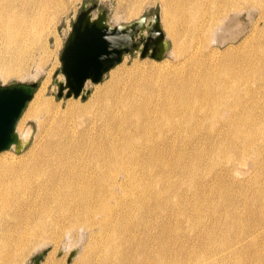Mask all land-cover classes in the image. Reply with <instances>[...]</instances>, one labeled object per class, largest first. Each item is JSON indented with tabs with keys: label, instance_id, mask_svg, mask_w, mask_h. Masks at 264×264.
<instances>
[{
	"label": "bare ground",
	"instance_id": "6f19581e",
	"mask_svg": "<svg viewBox=\"0 0 264 264\" xmlns=\"http://www.w3.org/2000/svg\"><path fill=\"white\" fill-rule=\"evenodd\" d=\"M143 1L130 0L129 14H137ZM67 2L0 0L1 73L20 71L16 62L5 64L15 60L12 49L32 35L36 40ZM158 2L167 35L229 42L218 62L212 68L196 63L184 71L115 74L91 103H72L70 110L85 126L78 136L30 147L25 157L12 152L23 149L31 132L17 121V141L0 151V264H19L29 247L46 239L53 252L70 228L88 231L93 239L79 264H264V183L255 176L264 174V87L253 86L264 72V0ZM254 7L257 19L233 45L244 30L238 13L252 16ZM47 81L41 80L26 107ZM41 105H47L43 98L31 103L27 115ZM207 117L215 124L204 136L200 129ZM228 150L238 158L252 154L251 195H231L220 183L227 202L220 203L224 219L204 226L189 243L191 234L182 233L181 225L190 230L201 225L203 210L218 214V199L209 196L214 185L204 183L202 163L212 166ZM220 177L225 175L213 176L216 185ZM241 197L245 205L235 210ZM159 207L167 212L160 218ZM224 231L229 237L222 235L218 244L216 235Z\"/></svg>",
	"mask_w": 264,
	"mask_h": 264
},
{
	"label": "rangeland",
	"instance_id": "374dc122",
	"mask_svg": "<svg viewBox=\"0 0 264 264\" xmlns=\"http://www.w3.org/2000/svg\"><path fill=\"white\" fill-rule=\"evenodd\" d=\"M130 3V0H68L66 5L67 7L60 14L58 13L54 20L46 23V27L40 32L36 40L31 34L32 36L27 37L26 43L24 45H21L19 48L16 47L12 49L11 52H15V60H13L12 57H8L9 59L5 64H13L14 62H16L19 65L18 69L20 71H13L8 73L0 72V83L5 84L15 80H37L40 83L42 79L46 77L48 78L42 94H40L39 98H37L36 100L32 99L29 102L22 116L18 120H22V122L25 123V127H29L31 132L28 141L23 149L19 152L12 151L15 155L25 157L26 155L28 156L31 148L37 149L48 141L58 140L60 137L67 136L68 134H72L74 137L78 136L80 131H82L81 128L85 126L84 124L80 125L78 117L75 116V114L70 110L72 103L79 105L91 103L94 100L96 94L106 88L113 75L123 71L149 72L153 70H162V72H164L172 69L184 71L186 68L189 69L192 65L193 67H197L198 65H196V63H202L203 65L212 68L218 62V57H220L221 51H223L229 43H218L214 41L209 42V39L207 41H204L196 38V36L191 41L189 37L185 35H179L177 37H174L170 34L167 35L165 33V29L163 28L162 21H160L163 32L166 35L167 42L166 52L163 55L162 59L155 60L149 56L140 57L138 53L133 55H125L122 58L121 62L111 68L104 75L101 82L88 85L89 92L85 98H81L80 96H62L59 98L56 97V85L54 84L53 79L56 70L60 66V50L65 37L70 31L71 24L81 8L83 6H89L92 4H96L98 8H104L107 13V19L111 24H124L138 18L140 15L151 16L153 12L161 11V5L158 0H144L139 8L138 13L131 15L128 12ZM242 4L243 7L248 6L244 3ZM257 8L258 7H254V9L252 10V16H248L246 10L238 13L239 23L244 26V30L242 34H240V36L232 42L233 45L237 44L252 27V23L258 17ZM215 18H218V14L217 17L215 15ZM257 23L259 24V27L262 24L261 20ZM178 27H184L182 25V22H179ZM33 33L35 34L36 32ZM178 43H180L184 47L182 50H177L176 46ZM56 76L58 77L59 75ZM260 79V82L255 81L253 83V86L256 89L259 84H262L260 89L264 87V72H262ZM41 98H43V100L47 102V105L44 107H42L41 105V107L35 114L27 115V109L29 105L33 102H35V105L38 104ZM209 124H215L213 122V119L210 117H207V119H204L202 121V129H200L202 135L207 136L205 134V131L206 127L210 126ZM67 130H70V132L66 133ZM201 138L202 137H199V139ZM207 139L210 140L209 142H213L212 139L214 138L208 136ZM196 142H198L197 139L194 140V143ZM261 144L263 145L264 142H261ZM228 154L229 155H221L218 162L212 164V166L208 165L210 164V161L202 163V179L204 180V183L208 185H214L211 189H209V191L213 189L210 192L209 196L213 199H218V214L212 216L209 215L210 211L203 210L201 225L193 228L192 230H190V225H187L185 223L181 225L180 229L182 233L191 234L190 237L192 240H189V243L197 241V234L204 228V226L208 225L209 227L216 219H224V216L221 213L223 209L220 206V203L223 202L225 206L227 202L222 199L220 183H222L223 185L226 184V186L230 188L231 195H251L252 182L249 179L254 175L253 167L251 166L252 154H243V158H238V156L231 150H228ZM226 172H228L229 174H227ZM222 174H224L225 177L218 178V184L216 185L213 180V176ZM255 176L259 177L260 184L264 183L263 172H258ZM115 178L122 177L117 176ZM215 187H218V189H214ZM234 187H236V191H234ZM240 199V207L235 208V210L242 209L243 205H245V200L242 197ZM171 201L176 202V199L172 197ZM261 201L264 202V200ZM160 207L158 209L160 213L156 214V216H158L159 218L164 214H167L166 210L162 211ZM166 209L171 211L169 206H167ZM175 209H177V207L172 210V213L175 212ZM191 213H194V211ZM175 223H177L176 219L174 220V224ZM76 229L74 230L70 228L67 231L69 232L68 234H65L66 232L61 233V235L57 238L58 245L53 252L49 253V251H51L52 249L53 242L48 241V239H46V244H42L44 242H41L33 249L29 247L25 251V254L21 258L19 264H32L31 256L35 254V252H37L36 254H38V249L42 247H45V251L42 254L43 256L38 264H79L80 258H82L85 252V248L92 243L93 239H89L90 236L88 234V231L85 230L86 232L84 233V231L78 230V228ZM222 235L223 238L229 237V232L225 234L224 231L216 235L218 236V244L220 243V238L222 237ZM68 244L71 245L70 248L68 247ZM207 244L208 242L206 243V245ZM67 248H69L70 251L72 250V248H77L74 257L69 261L68 255L70 251H66ZM203 248L197 249L196 251L202 250Z\"/></svg>",
	"mask_w": 264,
	"mask_h": 264
},
{
	"label": "water",
	"instance_id": "95a60500",
	"mask_svg": "<svg viewBox=\"0 0 264 264\" xmlns=\"http://www.w3.org/2000/svg\"><path fill=\"white\" fill-rule=\"evenodd\" d=\"M166 48L158 11L124 24H111L104 8L96 4L83 6L60 50V66L53 79L55 95L85 98L89 92L87 85L99 83L125 55L138 53L140 57L160 60ZM57 73L63 79H58ZM38 85L37 80L0 83V151L9 149L17 141L16 123ZM38 251L31 256L32 264H38L45 247ZM75 252V248L69 252L68 261Z\"/></svg>",
	"mask_w": 264,
	"mask_h": 264
}]
</instances>
